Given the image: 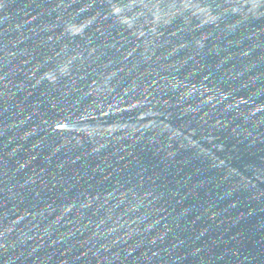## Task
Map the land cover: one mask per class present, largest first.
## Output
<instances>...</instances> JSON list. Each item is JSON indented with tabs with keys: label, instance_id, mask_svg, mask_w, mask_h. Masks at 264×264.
<instances>
[{
	"label": "water",
	"instance_id": "95a60500",
	"mask_svg": "<svg viewBox=\"0 0 264 264\" xmlns=\"http://www.w3.org/2000/svg\"><path fill=\"white\" fill-rule=\"evenodd\" d=\"M0 264H264V0H0Z\"/></svg>",
	"mask_w": 264,
	"mask_h": 264
}]
</instances>
